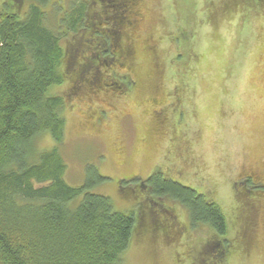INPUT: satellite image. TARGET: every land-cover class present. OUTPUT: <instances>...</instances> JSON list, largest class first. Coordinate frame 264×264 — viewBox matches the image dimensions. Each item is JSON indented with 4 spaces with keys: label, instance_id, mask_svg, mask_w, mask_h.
I'll list each match as a JSON object with an SVG mask.
<instances>
[{
    "label": "rangeland",
    "instance_id": "374dc122",
    "mask_svg": "<svg viewBox=\"0 0 264 264\" xmlns=\"http://www.w3.org/2000/svg\"><path fill=\"white\" fill-rule=\"evenodd\" d=\"M71 1L49 0L43 11L51 26L57 25L58 10L64 13ZM141 1L146 21L124 32V42L132 44L131 70L117 69L134 85L120 95H70L75 77L66 76L62 85L49 90L64 100V180L80 186L86 168H95L104 180L88 191L109 198L115 211L135 217L118 264H210L214 257L204 248L212 245L214 230L205 223L192 225L188 209L172 198H154L140 188L156 170L175 174L184 168L185 174L174 181L206 193L226 218L222 264H264V194L258 197L255 190L249 197L236 196L238 184L252 172L264 183L263 2L182 0L176 15L172 0ZM8 2L0 0V8ZM25 4L17 3L19 11ZM182 16H192V24H184ZM179 28L188 34L184 43L190 48L172 46ZM178 52L187 57L184 66L172 61ZM92 70L86 78L93 76ZM174 136L177 147L172 146ZM35 143L39 152L54 145L48 134ZM161 208L170 209L173 218ZM240 210L249 216L247 228ZM161 218L168 219L166 225H177L172 238L159 226Z\"/></svg>",
    "mask_w": 264,
    "mask_h": 264
},
{
    "label": "trees",
    "instance_id": "16d2710c",
    "mask_svg": "<svg viewBox=\"0 0 264 264\" xmlns=\"http://www.w3.org/2000/svg\"><path fill=\"white\" fill-rule=\"evenodd\" d=\"M7 2L0 8V264H118L134 232L135 217L115 211L109 198L88 191L104 180L95 168H86L80 186L65 182L64 100L49 90L62 85L66 76L75 77L70 95H120L134 85L117 69L131 70L132 44L124 42V32L146 21L142 1L72 0L64 13L58 10L56 26L48 23L43 11L49 0ZM23 2L27 6L21 12L17 3ZM181 2L172 0L176 15ZM191 17L181 20L190 25ZM178 32L171 37L172 46L190 48L184 43L189 40L186 31ZM81 58L84 64L78 61ZM184 60L187 57L180 52L172 58L181 66ZM88 61L94 63L90 79L85 77L92 67ZM156 118L162 121L164 114ZM46 134L54 145L39 152L36 139ZM172 146H178L175 136ZM178 152L175 148L179 159ZM175 174L156 170L140 188L154 198L169 197L186 207L192 225H209L219 237L215 235L212 245L203 250L213 255L210 264H222L227 245V239H221L227 232L224 214L206 193L174 181L185 174L184 168H177ZM243 180L237 197H249L255 190L258 197L264 194V185Z\"/></svg>",
    "mask_w": 264,
    "mask_h": 264
},
{
    "label": "flooded vegetation",
    "instance_id": "af4514ba",
    "mask_svg": "<svg viewBox=\"0 0 264 264\" xmlns=\"http://www.w3.org/2000/svg\"><path fill=\"white\" fill-rule=\"evenodd\" d=\"M247 178H249L253 182V184L255 186H258V184L264 185V183L261 182L260 179H258L256 173H253L252 172V173L248 174V176L245 177V179H247ZM150 202H152V201L150 200ZM152 203H154V202H152ZM154 204H155V206H157L156 203H154ZM161 210L165 213V215L167 214L169 217L173 218L172 213L170 212V210H168V209H162V208H161ZM243 213H245V212L243 211ZM161 221L164 222V224L157 221L159 223V226L160 227H163L164 233L167 235L168 238H172L173 233L177 230V225H170V224H167L166 225L165 222L168 221L167 218L166 219L161 218ZM243 223H244L243 226H246V228H247V226H249L250 221H249V216L248 215L243 219ZM241 229H243V227ZM168 234H169V236H168Z\"/></svg>",
    "mask_w": 264,
    "mask_h": 264
},
{
    "label": "bare ground",
    "instance_id": "6f19581e",
    "mask_svg": "<svg viewBox=\"0 0 264 264\" xmlns=\"http://www.w3.org/2000/svg\"><path fill=\"white\" fill-rule=\"evenodd\" d=\"M264 54V53H263ZM263 62V61H262Z\"/></svg>",
    "mask_w": 264,
    "mask_h": 264
}]
</instances>
